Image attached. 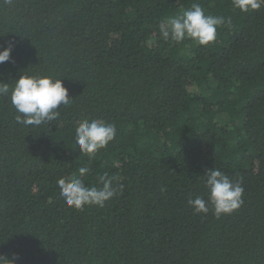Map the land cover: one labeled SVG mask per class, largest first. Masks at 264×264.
Instances as JSON below:
<instances>
[{
  "label": "trees",
  "instance_id": "16d2710c",
  "mask_svg": "<svg viewBox=\"0 0 264 264\" xmlns=\"http://www.w3.org/2000/svg\"><path fill=\"white\" fill-rule=\"evenodd\" d=\"M199 3L231 19L216 40H165L159 25ZM0 82L61 78L71 103L18 124L0 95V255L13 264H264V7L232 0H0ZM115 122L91 158L82 119ZM89 172L79 174V168ZM242 183L243 203L196 213L204 172ZM113 178L103 207H68L57 180ZM122 186V187H121Z\"/></svg>",
  "mask_w": 264,
  "mask_h": 264
},
{
  "label": "clouds",
  "instance_id": "9594fccd",
  "mask_svg": "<svg viewBox=\"0 0 264 264\" xmlns=\"http://www.w3.org/2000/svg\"><path fill=\"white\" fill-rule=\"evenodd\" d=\"M232 6L242 13L256 11L264 7V0H232ZM225 23L231 24L230 18L206 14L199 3H192L181 14L169 17L159 25L160 35L177 43L189 39L198 45H208L216 40L217 28ZM13 45L9 44L0 50V64L11 62L10 53ZM0 95L8 96L11 105L18 115L16 121L24 126H40L51 122L60 115L61 106H67L68 89L62 79L49 75L31 74L20 71L18 78L11 83L0 82ZM115 122L100 118L82 119L75 128L74 142L80 153L90 158L116 137ZM89 172L87 167L79 168V174ZM207 199L203 196L189 197L187 203L196 213L207 214L209 205L216 218L231 214L243 203V186L240 180L233 181L219 169H206L204 172ZM100 186H85L75 176L62 177L57 180L59 194L68 207L83 210L86 205L103 207L104 203L118 194L113 178L107 173L100 176ZM122 187V186H121ZM0 264H13V259L0 255Z\"/></svg>",
  "mask_w": 264,
  "mask_h": 264
}]
</instances>
